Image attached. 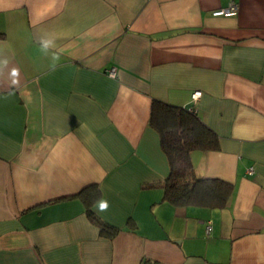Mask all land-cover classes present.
<instances>
[{
    "label": "crops",
    "instance_id": "1",
    "mask_svg": "<svg viewBox=\"0 0 264 264\" xmlns=\"http://www.w3.org/2000/svg\"><path fill=\"white\" fill-rule=\"evenodd\" d=\"M0 33V264H264V0H0ZM194 90L223 208L160 186L152 103Z\"/></svg>",
    "mask_w": 264,
    "mask_h": 264
},
{
    "label": "trees",
    "instance_id": "2",
    "mask_svg": "<svg viewBox=\"0 0 264 264\" xmlns=\"http://www.w3.org/2000/svg\"><path fill=\"white\" fill-rule=\"evenodd\" d=\"M150 124L157 129L169 161L168 176L160 185L165 198L176 205L225 207L233 191L231 183L197 176L190 158L195 149H216L217 134L190 107L159 100L152 103ZM87 213L102 235L111 236L118 230L116 225L98 216L90 207Z\"/></svg>",
    "mask_w": 264,
    "mask_h": 264
},
{
    "label": "built area",
    "instance_id": "3",
    "mask_svg": "<svg viewBox=\"0 0 264 264\" xmlns=\"http://www.w3.org/2000/svg\"><path fill=\"white\" fill-rule=\"evenodd\" d=\"M238 9L237 4L234 1H231L228 5L224 6V7H220L218 9H215L214 11H212V15H231L236 13ZM108 74L110 76H115V68L111 67L108 71ZM201 95V91L200 90H194L193 93L191 94V102L192 105L190 106V109L195 110V104L198 101L199 97ZM252 170L249 169V172H251ZM205 231L208 234L211 231V223L210 221H207L206 225H205Z\"/></svg>",
    "mask_w": 264,
    "mask_h": 264
},
{
    "label": "clouds",
    "instance_id": "4",
    "mask_svg": "<svg viewBox=\"0 0 264 264\" xmlns=\"http://www.w3.org/2000/svg\"><path fill=\"white\" fill-rule=\"evenodd\" d=\"M41 45H42V49L44 50V51H47L48 49H49V47H51V46H53L54 45V41L53 40H51V39H43L42 41H41ZM53 60L54 61H58L59 60V56L57 55V54H54L53 55ZM107 207V204H106V202L103 204V206H102V210H103V208H106Z\"/></svg>",
    "mask_w": 264,
    "mask_h": 264
}]
</instances>
